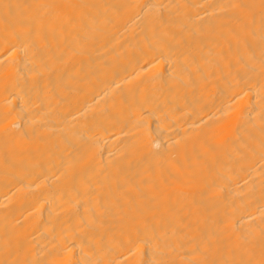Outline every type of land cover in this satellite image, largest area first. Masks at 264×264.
Instances as JSON below:
<instances>
[{
  "label": "bare ground",
  "instance_id": "obj_1",
  "mask_svg": "<svg viewBox=\"0 0 264 264\" xmlns=\"http://www.w3.org/2000/svg\"><path fill=\"white\" fill-rule=\"evenodd\" d=\"M0 264H264V0H0Z\"/></svg>",
  "mask_w": 264,
  "mask_h": 264
}]
</instances>
